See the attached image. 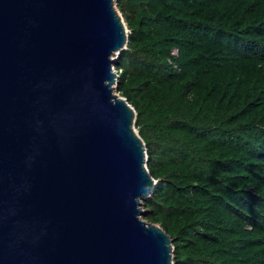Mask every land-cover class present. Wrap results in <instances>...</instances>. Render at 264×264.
Wrapping results in <instances>:
<instances>
[{
    "label": "water",
    "instance_id": "water-1",
    "mask_svg": "<svg viewBox=\"0 0 264 264\" xmlns=\"http://www.w3.org/2000/svg\"><path fill=\"white\" fill-rule=\"evenodd\" d=\"M114 0H0V264H174L117 93ZM118 7V6H117Z\"/></svg>",
    "mask_w": 264,
    "mask_h": 264
},
{
    "label": "trees",
    "instance_id": "trees-1",
    "mask_svg": "<svg viewBox=\"0 0 264 264\" xmlns=\"http://www.w3.org/2000/svg\"><path fill=\"white\" fill-rule=\"evenodd\" d=\"M117 6V93L157 181L143 219L170 236L174 264H264V0Z\"/></svg>",
    "mask_w": 264,
    "mask_h": 264
},
{
    "label": "rangeland",
    "instance_id": "rangeland-1",
    "mask_svg": "<svg viewBox=\"0 0 264 264\" xmlns=\"http://www.w3.org/2000/svg\"><path fill=\"white\" fill-rule=\"evenodd\" d=\"M114 2H115V5H116V4H117V0H114ZM116 9H117L118 14H119L120 18L122 19L124 25L128 28L127 23H126V20H125V18H124V15H123L122 12L118 9L117 6H116ZM128 30H129V29H128ZM127 33L129 34V32H127ZM116 91H117V89H116ZM118 94H119V93H118ZM136 130H137V129H136ZM137 132H138V130H137Z\"/></svg>",
    "mask_w": 264,
    "mask_h": 264
},
{
    "label": "built area",
    "instance_id": "built-area-1",
    "mask_svg": "<svg viewBox=\"0 0 264 264\" xmlns=\"http://www.w3.org/2000/svg\"><path fill=\"white\" fill-rule=\"evenodd\" d=\"M127 28V27H126ZM127 32H129L128 28H127ZM174 56H177L178 55V51L177 50H174L173 53H172ZM116 75L118 77V73L116 71Z\"/></svg>",
    "mask_w": 264,
    "mask_h": 264
}]
</instances>
